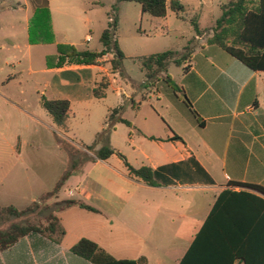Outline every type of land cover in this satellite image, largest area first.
<instances>
[{
  "label": "crops",
  "instance_id": "0c3cea01",
  "mask_svg": "<svg viewBox=\"0 0 264 264\" xmlns=\"http://www.w3.org/2000/svg\"><path fill=\"white\" fill-rule=\"evenodd\" d=\"M177 1L182 11L169 9L165 18L146 20L141 8L140 30L123 38L117 34L123 2L119 4L115 39L126 56L123 71L113 69L112 53L98 59L97 65H65L55 70L92 73L88 83L92 99L106 106L95 136L106 128L112 111L122 107L117 117L129 124L115 125L111 146L135 169L148 167L156 171L158 185L150 186L132 177L117 154L107 160L94 156L89 162L96 171L95 180L79 179L76 189H69L67 197L60 193L53 197L55 200L44 208L49 212L40 214L47 217L53 212L59 218L66 231L62 242L57 244L43 235L26 236L0 251V264H94L71 252L83 238L97 243L118 261L179 264L224 191L259 194L240 184L264 188V71L249 69L210 42L222 15L214 19L212 2ZM49 2L33 6L32 12L48 8ZM100 3L93 1V5ZM116 3L111 1L112 8ZM4 10L0 7V13ZM145 21L149 31L143 27ZM174 37L177 42H173ZM91 41L87 35L84 42ZM101 45L92 52L103 51ZM167 51L178 53V57L188 52L189 57L180 66L171 63L167 72L150 82L138 59ZM172 66L181 69L174 77ZM168 76L171 83L166 80ZM104 81L107 88L96 97L94 92ZM77 87L81 91L86 85L81 82ZM43 98L68 100L71 104L64 127L57 126L44 109L53 120L55 137L77 142L80 150L89 146L71 136L68 122L74 100L82 99L43 95L42 106ZM100 148L98 145L95 150ZM65 200L84 203L96 211L79 206L57 211V204Z\"/></svg>",
  "mask_w": 264,
  "mask_h": 264
},
{
  "label": "rangeland",
  "instance_id": "374dc122",
  "mask_svg": "<svg viewBox=\"0 0 264 264\" xmlns=\"http://www.w3.org/2000/svg\"><path fill=\"white\" fill-rule=\"evenodd\" d=\"M49 1L47 12L46 8L32 12L33 6L46 5L47 0H0V7H5L0 13V208L13 205L25 210L35 202L40 204L36 213L11 218L10 223L0 221L4 230L13 223L46 224L44 214L49 211L44 208L55 198L41 201L42 195L54 189L57 181L71 169L72 159L77 156L70 150L81 148L77 142L66 141L70 150L58 145L53 120L42 106V96L52 99L72 95L82 99L74 100L68 122L71 136L79 141L83 139L89 146L95 143L94 131L105 117V104L92 99L88 84L92 81L91 72L55 70L78 65L75 60L68 62L67 59L59 66L61 57L67 58L73 46L78 51L102 47L101 36L110 19L113 0H100L98 5H93L95 0ZM209 1L213 4L214 19H218L222 13L220 6L229 0ZM17 6L20 8L13 9ZM122 8L117 32L121 38L141 27L138 16L141 6L123 2ZM145 19L152 20V17L146 14ZM143 27L149 31L146 21ZM87 35L92 37L89 44L84 42ZM173 42H177L175 37ZM178 70L181 69L172 66L171 76ZM81 82L86 87L78 91ZM82 149L89 158H94L92 152ZM91 163H84L65 180L59 192L62 197H67L69 189H76L79 179L95 180L96 171H92Z\"/></svg>",
  "mask_w": 264,
  "mask_h": 264
},
{
  "label": "trees",
  "instance_id": "16d2710c",
  "mask_svg": "<svg viewBox=\"0 0 264 264\" xmlns=\"http://www.w3.org/2000/svg\"><path fill=\"white\" fill-rule=\"evenodd\" d=\"M122 2L137 3L143 13L153 18H165L168 10L182 11L183 7L177 0H117L110 14L109 26L101 36L104 50L101 52L78 51L74 46L72 52L61 57L59 64L62 67L67 59L75 60L78 65H97L98 59L112 53L111 61L114 70L123 71L126 56L115 39L118 28L119 4ZM222 15L217 20L214 36L211 43L217 44L237 60L241 61L253 71H264V0H229L222 5ZM46 12L48 9L46 8ZM199 32L198 28H196ZM178 53L167 51L148 57L139 58L146 77L150 82L159 79L160 75L167 72L171 63L182 65L189 57L186 52L178 57ZM70 59V60H69ZM73 63V62H72ZM166 80L171 83L168 76ZM107 88V83H101L95 90V96L100 97V91ZM44 109L52 116L55 124L64 127L71 104L68 100H49L43 98ZM122 107L110 114L106 128L96 137L92 146L85 149L92 152L99 160H107L117 154L124 161L129 174L150 186H157L159 174L151 168L135 169L127 159L118 154L111 146L110 136L117 123L129 124L126 120L117 117L122 112ZM61 148L70 150L66 140L56 137ZM101 145L99 150L96 146ZM73 156L71 169L64 174L56 187L46 193L41 201L58 197L66 179L74 174L91 158L82 150H70ZM79 155V157H78ZM251 191H224L215 203L209 217L196 235L189 250L179 264H264V188L260 186L241 185ZM57 211L79 206L82 209L95 212L96 210L84 203L74 200H65L57 204ZM40 204L35 202L31 207L20 210L16 206L0 208V221L11 218L20 219L29 213H36ZM46 224H18L13 223L7 230H0V251H5L26 236L43 235L60 244L66 235L59 218L51 212L46 217ZM74 255L92 261L94 264H140V261H118L113 256L101 250L99 245L89 239L83 238L71 249ZM144 261V260H143Z\"/></svg>",
  "mask_w": 264,
  "mask_h": 264
}]
</instances>
